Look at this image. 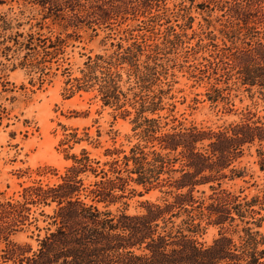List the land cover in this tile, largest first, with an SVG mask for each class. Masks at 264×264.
Listing matches in <instances>:
<instances>
[{
  "label": "trees",
  "instance_id": "1",
  "mask_svg": "<svg viewBox=\"0 0 264 264\" xmlns=\"http://www.w3.org/2000/svg\"><path fill=\"white\" fill-rule=\"evenodd\" d=\"M12 1L19 0H0V4ZM22 1L46 8L69 26L109 24L124 19L127 13H151L166 2ZM223 3L235 20L237 29H233L244 28L250 40L245 46L227 48L217 61L209 63L225 87L212 85L207 98L212 102L223 99V89L230 80L264 94V0ZM25 46L35 55L38 47L44 55L50 53L49 48L57 49L52 41ZM117 48L108 58L89 56L86 70L75 78V89L96 84L103 104L122 107L129 102L135 110L133 129L140 130L136 134L144 144L136 143L128 152L115 150L121 158L110 162L101 163L85 150L71 154L72 162L57 180L31 181L17 196L0 197V264H264V121L248 111L247 118L225 127L183 125L179 121L169 127L167 122L161 125L160 116L154 114L162 109L164 91L149 94L159 71L155 65L139 62L144 51L141 44ZM122 63L129 66L128 76L134 78L138 89L131 97L121 91L120 74L112 70ZM122 112L127 115L130 111L124 108ZM70 135L77 138L76 133ZM243 158H251L263 173L260 182L253 180L238 189L226 186V181L247 183L246 175L252 178L240 164ZM90 175L93 180L85 184ZM151 190L161 195L141 201L137 212L126 211L131 196ZM117 203L123 205L121 209L108 208ZM209 228L215 229L212 239L199 240L197 236ZM19 233L25 235L23 240L14 238Z\"/></svg>",
  "mask_w": 264,
  "mask_h": 264
},
{
  "label": "rangeland",
  "instance_id": "2",
  "mask_svg": "<svg viewBox=\"0 0 264 264\" xmlns=\"http://www.w3.org/2000/svg\"><path fill=\"white\" fill-rule=\"evenodd\" d=\"M202 1L166 0L151 13H127L113 23L77 26L67 25L65 19L37 4L22 0L0 4V197L17 196L31 181L57 180L72 162L71 154L85 150L101 163L110 162L121 158L115 150L128 152L134 144H144L136 134L140 130L133 129L135 110L129 102L122 107L103 104L96 84L75 89V78L86 70L88 57L108 58L116 53L118 45L125 48L133 42L141 44L144 51L139 62L155 65L159 71L149 94L164 91L162 109L154 114L160 116L161 125L167 122L169 127L179 121L183 125L225 127L247 118L248 111L264 121V94L258 88L246 90L230 80L223 89V99L208 100L212 85L225 87L223 78L212 73L209 63L217 61L227 48L245 46L250 38L244 28L233 29L235 20L223 0L198 4ZM57 37L63 41H57ZM51 41L57 49L49 48L48 55L40 47L35 55L25 46ZM144 54L151 57L147 59ZM128 68L122 63L112 70L120 74L121 91L131 97L138 89L134 78L128 76ZM124 108L129 114L124 115ZM173 118L176 121L172 122ZM73 133L77 138L71 139ZM66 138L70 139L68 144ZM240 164L252 178L246 175L247 183L241 179L226 181V186L238 189L253 180L260 182L263 173L251 158H243ZM91 180L90 175L84 183ZM249 189L253 192L254 186ZM160 195L151 190L131 196L126 211L137 212L141 201ZM122 206L117 203L108 208L115 211ZM44 210L48 212L49 208ZM261 213L264 233V208ZM214 234L215 229L209 228L197 237L209 242ZM14 238L23 240L25 235L19 233Z\"/></svg>",
  "mask_w": 264,
  "mask_h": 264
}]
</instances>
